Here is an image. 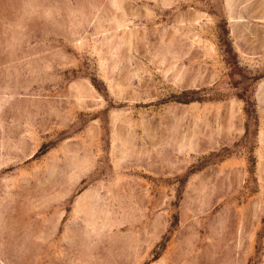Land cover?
Returning a JSON list of instances; mask_svg holds the SVG:
<instances>
[{
    "label": "rangeland",
    "instance_id": "rangeland-1",
    "mask_svg": "<svg viewBox=\"0 0 264 264\" xmlns=\"http://www.w3.org/2000/svg\"><path fill=\"white\" fill-rule=\"evenodd\" d=\"M0 264H264V0H0Z\"/></svg>",
    "mask_w": 264,
    "mask_h": 264
}]
</instances>
